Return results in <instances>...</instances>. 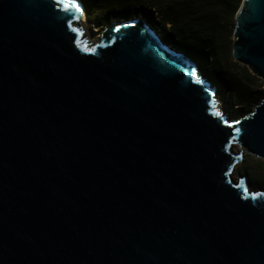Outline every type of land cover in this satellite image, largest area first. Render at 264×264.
<instances>
[{"label": "water", "instance_id": "water-1", "mask_svg": "<svg viewBox=\"0 0 264 264\" xmlns=\"http://www.w3.org/2000/svg\"><path fill=\"white\" fill-rule=\"evenodd\" d=\"M75 3L0 0V264H264V190L232 176L264 162V97L229 120L153 24L93 44ZM234 21L264 82V0Z\"/></svg>", "mask_w": 264, "mask_h": 264}, {"label": "trees", "instance_id": "trees-1", "mask_svg": "<svg viewBox=\"0 0 264 264\" xmlns=\"http://www.w3.org/2000/svg\"><path fill=\"white\" fill-rule=\"evenodd\" d=\"M83 9L88 12L89 0H80ZM95 10L102 13L105 20L111 17L126 18L130 11L153 16L161 27L168 25L167 39H174L184 49L212 60L214 74L225 76L233 88L238 105L250 104L256 100L249 92L244 81L251 75L238 79L222 63L225 49L230 44L234 28V16L241 0H90ZM89 2V3H88ZM91 4V3H90ZM114 15V16H113ZM154 19H149L154 24ZM220 77V76H219ZM218 79V78H217Z\"/></svg>", "mask_w": 264, "mask_h": 264}, {"label": "rangeland", "instance_id": "rangeland-1", "mask_svg": "<svg viewBox=\"0 0 264 264\" xmlns=\"http://www.w3.org/2000/svg\"><path fill=\"white\" fill-rule=\"evenodd\" d=\"M78 1L81 3L80 0ZM89 2L88 12L85 13L83 9L84 20L81 22L79 21L78 25L83 31V37L93 44L99 41V39L102 37V33L111 24L135 18L141 19L146 23H150L149 19H154V15L149 16L142 13H134V11L131 10L130 14L126 18L111 17L105 20L102 13L98 10H95L94 3L90 0ZM156 21L154 19L155 23L153 25L160 32L164 42L173 45L175 49L185 53V55L190 59L191 63L195 66L197 73H199L203 79H205V81L213 86L215 89L217 106L220 109L221 114L227 116L229 120H236L251 112L264 97V82L260 78L253 75L250 69H248L245 65L233 60L231 57V42L225 49L222 63H224V67H227L230 73L234 76H237L238 79L244 76L246 71L250 73L251 77L247 81H244V84L253 97L259 94L257 99L253 100L250 104H243L239 106L236 99L234 98V90L229 85L226 77L221 75H219L220 77L217 75L218 79L215 77L214 74H217L218 71L214 68L212 60H210L205 54L202 56L184 49L183 46L174 39L168 40L166 36L168 33V26L166 25L165 27H161L156 23ZM230 41H232V36ZM239 150H241V148L237 147L234 151L238 152ZM243 175H247L248 182L251 187L256 190H264V162L261 159L244 152L243 160L237 164L232 176L235 180L237 177Z\"/></svg>", "mask_w": 264, "mask_h": 264}, {"label": "snow or ice", "instance_id": "snow-or-ice-1", "mask_svg": "<svg viewBox=\"0 0 264 264\" xmlns=\"http://www.w3.org/2000/svg\"><path fill=\"white\" fill-rule=\"evenodd\" d=\"M56 4H57V5H63V10H64L65 12H68L70 8L75 9L76 12H80V8H79V6L75 3V0H72V3H71V4L66 3L65 0H56ZM68 26H69V28H70L74 33H76V35H77L78 37H79L80 35H82V30L76 28V27L74 26L72 20H69V22H68ZM78 46H80V45L78 44ZM84 50H85V51H91V52H94V51H95V48H87V47H85ZM197 83H199V81H197ZM213 114L216 115V116H218V117L221 115L219 111H215V110H214ZM225 123H227V122L225 121ZM245 191H247V190L245 189Z\"/></svg>", "mask_w": 264, "mask_h": 264}, {"label": "bare ground", "instance_id": "bare-ground-1", "mask_svg": "<svg viewBox=\"0 0 264 264\" xmlns=\"http://www.w3.org/2000/svg\"><path fill=\"white\" fill-rule=\"evenodd\" d=\"M81 7H82V6H81ZM83 20H84V13H83V11H82V14H81V17L79 18V21L81 22V21H83ZM79 21H78V22H79ZM236 167H237V165H236ZM236 167H235V168H236ZM233 174H234V173H233Z\"/></svg>", "mask_w": 264, "mask_h": 264}, {"label": "built area", "instance_id": "built-area-1", "mask_svg": "<svg viewBox=\"0 0 264 264\" xmlns=\"http://www.w3.org/2000/svg\"><path fill=\"white\" fill-rule=\"evenodd\" d=\"M168 26V25H167Z\"/></svg>", "mask_w": 264, "mask_h": 264}]
</instances>
